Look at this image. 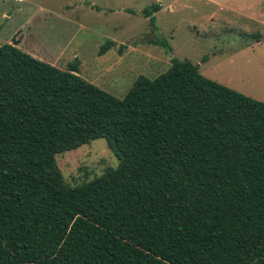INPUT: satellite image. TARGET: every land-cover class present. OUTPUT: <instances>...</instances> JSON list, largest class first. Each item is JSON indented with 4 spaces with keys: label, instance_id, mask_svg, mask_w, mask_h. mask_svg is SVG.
Segmentation results:
<instances>
[{
    "label": "trees",
    "instance_id": "obj_1",
    "mask_svg": "<svg viewBox=\"0 0 264 264\" xmlns=\"http://www.w3.org/2000/svg\"><path fill=\"white\" fill-rule=\"evenodd\" d=\"M18 42L0 45V264H264V101L178 58L119 98ZM98 138L116 166L70 185L56 155Z\"/></svg>",
    "mask_w": 264,
    "mask_h": 264
},
{
    "label": "rangeland",
    "instance_id": "obj_2",
    "mask_svg": "<svg viewBox=\"0 0 264 264\" xmlns=\"http://www.w3.org/2000/svg\"><path fill=\"white\" fill-rule=\"evenodd\" d=\"M157 3L0 0V45L18 39V48L60 69H68L77 57L81 77L119 98L138 75L154 78L178 58L197 64L204 76L264 101V39L256 42L235 28L196 33L202 25L200 15L167 8L152 14L153 23L141 11ZM109 39L116 45L99 55L100 45ZM56 162L74 186L115 167L117 158L106 140L98 138L57 154Z\"/></svg>",
    "mask_w": 264,
    "mask_h": 264
},
{
    "label": "crops",
    "instance_id": "obj_3",
    "mask_svg": "<svg viewBox=\"0 0 264 264\" xmlns=\"http://www.w3.org/2000/svg\"><path fill=\"white\" fill-rule=\"evenodd\" d=\"M159 9L167 8L173 12L186 11L198 14L202 25L196 33L239 30L244 37L256 42L264 39V0H156ZM89 6L96 4L88 2ZM123 10L124 7H121ZM142 10V9H141ZM154 12V14H156ZM145 17V16H144ZM147 18V17H146ZM114 41V40H113ZM116 42V41H115ZM50 62V61H49ZM57 67V64L51 62ZM79 73V71H78Z\"/></svg>",
    "mask_w": 264,
    "mask_h": 264
}]
</instances>
